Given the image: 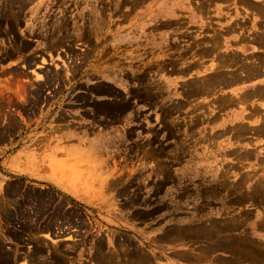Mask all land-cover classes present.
I'll use <instances>...</instances> for the list:
<instances>
[{
    "label": "rangeland",
    "instance_id": "obj_1",
    "mask_svg": "<svg viewBox=\"0 0 264 264\" xmlns=\"http://www.w3.org/2000/svg\"><path fill=\"white\" fill-rule=\"evenodd\" d=\"M212 1L0 0V264H264V84Z\"/></svg>",
    "mask_w": 264,
    "mask_h": 264
},
{
    "label": "crops",
    "instance_id": "obj_2",
    "mask_svg": "<svg viewBox=\"0 0 264 264\" xmlns=\"http://www.w3.org/2000/svg\"><path fill=\"white\" fill-rule=\"evenodd\" d=\"M219 8L233 14L238 9V15L233 22L227 20L220 27L221 36L227 43L226 51L245 57L243 64L251 68L235 69L233 71L234 83L227 85L233 88L257 87L264 84V60L247 59L251 55H264V0H213ZM206 71L210 69L209 62L204 64ZM264 104V102H262ZM250 121V120H249ZM256 124L253 122L251 125Z\"/></svg>",
    "mask_w": 264,
    "mask_h": 264
},
{
    "label": "bare ground",
    "instance_id": "obj_3",
    "mask_svg": "<svg viewBox=\"0 0 264 264\" xmlns=\"http://www.w3.org/2000/svg\"><path fill=\"white\" fill-rule=\"evenodd\" d=\"M244 98V97H243Z\"/></svg>",
    "mask_w": 264,
    "mask_h": 264
}]
</instances>
